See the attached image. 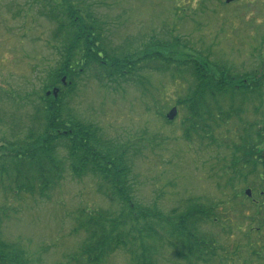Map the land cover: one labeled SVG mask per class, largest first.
Masks as SVG:
<instances>
[{"label": "rangeland", "instance_id": "obj_1", "mask_svg": "<svg viewBox=\"0 0 264 264\" xmlns=\"http://www.w3.org/2000/svg\"><path fill=\"white\" fill-rule=\"evenodd\" d=\"M225 1L0 0V146L27 136L50 73L69 56L68 45L76 56L73 66L81 61V46L71 48L65 40L74 33L63 26L71 9L96 25L108 52L139 57L159 51L163 57L142 60L136 73L113 83L88 70L74 78L67 98L71 115L124 148L131 161L125 195L111 193L91 172L75 176L70 162L47 196L14 194L0 152V235L30 264H86L80 253L90 235L79 223L102 213L125 245L101 264H142L147 256L153 264H189L170 244L166 218L173 210L186 213L191 204L213 208L218 217L197 226L199 236L217 242L216 256L194 264H264V208L258 214L256 208L264 202V0ZM185 61L196 62L211 80L261 85L245 92L236 83L220 94L206 85V97L193 100L200 79ZM64 79L67 86L70 77ZM182 101L195 103L194 113ZM173 108L169 124L164 116ZM244 144L262 148L261 165L238 164L236 177L233 164L244 155ZM66 154L60 151L64 161ZM144 210L152 219L131 216Z\"/></svg>", "mask_w": 264, "mask_h": 264}, {"label": "trees", "instance_id": "obj_2", "mask_svg": "<svg viewBox=\"0 0 264 264\" xmlns=\"http://www.w3.org/2000/svg\"><path fill=\"white\" fill-rule=\"evenodd\" d=\"M86 19H91L93 22L91 16L86 17ZM63 26H68L69 29L74 30L69 39L65 40L70 41L71 48L76 49L81 46V61L73 66L76 56L72 55L73 51L70 52V45H68L69 56L67 58L63 57L64 63L62 66L50 73V80L44 87L45 93L42 95L40 103L35 108L33 125L30 127L27 136L0 146L1 156L6 160L10 169L9 173L5 166L3 168V171L8 175L6 181L11 184L7 185L14 194L24 193L31 196L45 197L48 195L49 190L53 189L62 180L66 171L64 170L65 165L70 162L69 168L75 176L81 177L91 172L103 178V181L112 190L111 193L118 197L119 195H125L130 192L127 183H129L128 180L131 177V161L127 160L124 148L119 145L115 146L111 142L103 141L100 127L82 122L71 115L70 110L66 109V103L69 100L67 98H70L76 87L75 84L77 82L74 78L79 74L88 70L93 71V73L96 71V74H98L97 78L99 77L98 81L107 83L117 82L120 79L125 80V78L136 73L139 65L144 60L149 62L162 60L161 52L155 51L151 55L148 52H144L139 57L132 54L119 56L115 53H110L103 45V37L100 32L97 33L96 25L88 24L85 18L75 14L72 9L70 10L68 25L64 23ZM80 41L83 43H78ZM176 42H179V40H176ZM172 48L174 49V47ZM140 53H142L141 50ZM183 63V66L190 65L192 67L190 72L200 79L196 85L197 89L193 100L206 97L201 95L205 92L201 88L206 85L211 86L219 94L225 90L227 92L228 88L232 86H239L238 88L244 89L245 92H251L258 90L261 85L252 86L249 80H238L237 82L229 78L225 82L220 78L211 80L212 76L210 73L206 72L196 62L185 61ZM105 65L108 68H104L105 71L100 73L99 70H103ZM76 66L81 67L79 72L74 70ZM106 70H109L110 73L106 72ZM66 75L70 79L67 82V86H64L61 77ZM236 83L240 84L236 86ZM54 89L60 90L57 97L54 94L48 96L47 92ZM211 93L209 92V94ZM188 101H182V104L187 105L194 113V108L197 105ZM201 103L203 102L201 101ZM196 116L201 118L198 115ZM164 120L167 121L166 116H164ZM168 123L171 124L170 122ZM263 135H261L262 143L264 141ZM244 146H247L244 148V155L239 160L235 158L233 164V172L236 177L241 174V171L237 169L238 164V166H247L246 163L249 160H253L254 165L258 166L259 163L256 162V159L262 160V148L256 151L257 145L249 146L244 144ZM61 150H65L68 153L66 154L68 155L66 162L60 157ZM0 177L1 181L4 182L5 176ZM260 178L264 182V178L262 176ZM259 195L264 199V190ZM120 198H122V201L129 199ZM256 208L258 214L259 211L263 210L264 202L260 205V209L258 206ZM88 212L86 213L89 214ZM129 213L131 214L130 211ZM0 216H3L4 219V214H0ZM86 216L89 217L88 221L80 220L79 228L90 235V240L84 245L80 254L85 257L86 264H101L103 259L125 244L122 241L123 239L117 237L118 234H113L112 231L115 229V225H111L110 230L108 218L105 214L102 213L92 217ZM131 216L136 219L135 221L152 219L145 210ZM3 219L0 217V223ZM208 220H214L216 223L218 221L213 208L196 207L193 204L189 206L186 213L178 214L177 210H173L170 216L166 218V224L171 229L169 233L172 243L170 244L176 248L180 257L189 264L205 263L214 255L216 256L217 242L212 239H205L197 234V226L202 224V221ZM146 253H149L147 248L144 254ZM74 256L78 257L80 255ZM74 256H70L72 261L75 260ZM0 264L30 263L15 244H8L2 240L0 235ZM136 264H139L137 260ZM142 264H153V262L147 256Z\"/></svg>", "mask_w": 264, "mask_h": 264}, {"label": "water", "instance_id": "obj_3", "mask_svg": "<svg viewBox=\"0 0 264 264\" xmlns=\"http://www.w3.org/2000/svg\"><path fill=\"white\" fill-rule=\"evenodd\" d=\"M234 1H235V0H227L226 2H227V3H230V2H234ZM63 82H65V79L63 80ZM58 92H59V90H56V89L53 91V94H54L55 97H57ZM47 95L50 96V95H51V92H49ZM176 113H177L176 109H173V110L171 111V113H169V115H168V119H169L170 121H173V120L175 119ZM246 194H247L248 196H250V195H251V191H247Z\"/></svg>", "mask_w": 264, "mask_h": 264}]
</instances>
